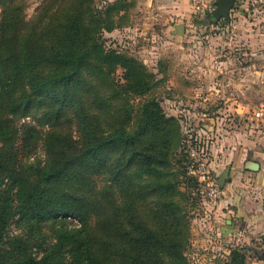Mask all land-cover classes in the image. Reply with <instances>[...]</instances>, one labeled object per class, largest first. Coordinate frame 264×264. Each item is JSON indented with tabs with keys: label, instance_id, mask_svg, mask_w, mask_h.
Here are the masks:
<instances>
[{
	"label": "trees",
	"instance_id": "obj_1",
	"mask_svg": "<svg viewBox=\"0 0 264 264\" xmlns=\"http://www.w3.org/2000/svg\"><path fill=\"white\" fill-rule=\"evenodd\" d=\"M27 6L0 0V264H191L202 186L181 121L151 96L167 64L102 40L133 4L43 0L29 21ZM250 258L264 254L235 248L227 264Z\"/></svg>",
	"mask_w": 264,
	"mask_h": 264
},
{
	"label": "rangeland",
	"instance_id": "obj_2",
	"mask_svg": "<svg viewBox=\"0 0 264 264\" xmlns=\"http://www.w3.org/2000/svg\"><path fill=\"white\" fill-rule=\"evenodd\" d=\"M114 1L116 0H95V7L101 10ZM127 1L133 6H130L128 18L123 21L126 26L113 32L103 33L102 40L106 48L129 53L141 60L154 73L159 72L161 62L167 64L166 74L158 75L159 79L165 77V81L161 82L151 96L161 102L168 116L176 117L181 121L184 140H186V153L190 155L192 150L199 151L204 148L209 160L217 169L218 163L224 157L222 151L228 149V142L214 135L210 120L217 117L224 119L219 121L217 128L221 135L225 134V136L226 132L231 134L232 129H241L246 125L257 131L260 126L256 124L252 115L256 108H262L264 89H258V84L252 82L256 88L250 89V93L243 94L238 100L239 105L240 101L249 104L246 110L241 107L246 114L235 113L237 116H233L232 113L227 112L225 105L229 94L225 92L224 96L217 97L206 88L201 92V86H209L210 77L204 79L199 76L202 68L210 69L212 55L213 61L216 56H221L233 62L231 67L235 69L233 78L236 81H241L246 73L244 70L253 73L264 67V47L259 44L264 35V0H240V7H234L232 10L230 23L225 22L224 19H221L217 25L201 23L202 26L197 31H192L187 26L184 35H178L176 32L166 33V27L160 16L163 11L156 8L157 1L160 0L153 2L155 11L151 1ZM42 2L43 0H28L25 10L27 21L33 18ZM243 5L245 8H242ZM135 26L143 30L137 33L128 31V28ZM216 40L221 44H216L218 43ZM122 76L123 72L120 69L115 74L116 81L121 82ZM146 98L148 97L144 99ZM140 102L141 99L135 100V106ZM202 114L206 116L202 117ZM200 118L205 121H200ZM229 119H231L230 123ZM23 124L35 126L30 118L18 122V127ZM45 157L43 146L39 144L32 161L37 158L44 160ZM226 163L227 159L220 163L218 169L221 171L224 166L226 168ZM100 182L102 183L101 180ZM199 195L200 199L189 210L191 239L187 255L191 264H227L231 251L235 248H259V252H264V239L260 240V237H245L243 231L225 237L220 230L219 211L213 214L205 210L203 190ZM229 214L237 216L236 212ZM15 229L13 226L12 230ZM252 260L249 259V264Z\"/></svg>",
	"mask_w": 264,
	"mask_h": 264
},
{
	"label": "crops",
	"instance_id": "obj_3",
	"mask_svg": "<svg viewBox=\"0 0 264 264\" xmlns=\"http://www.w3.org/2000/svg\"><path fill=\"white\" fill-rule=\"evenodd\" d=\"M150 1L152 2L153 7L154 0H148V2ZM239 4L240 0H237L235 7L239 8ZM157 5L156 8L163 11L160 16L162 17V22H164V27H166V33L176 32V29L180 24L186 25L185 28H187L188 24L193 20L190 0H160L157 1ZM156 8L153 7V10L155 11ZM242 8H245V5H243ZM206 17H201V21L205 20ZM205 24L206 22L204 25ZM210 24L217 25L216 23ZM128 29L125 30L136 33L143 30L141 27L139 28L136 26ZM217 41L218 40H216V42ZM216 44L221 43L218 41ZM259 44H262V47H264V35L262 36V39H260ZM211 57L212 61L210 69L204 70L202 68L199 76L204 79L210 77V83L209 86H201L200 91L204 92L206 88L212 95H216L217 97H222L224 96V93L227 92V94H229V96L226 97L225 102L227 112L232 113L233 116H237L235 113L242 114L243 109H241V107H244L246 110L249 107V104L240 101L242 105H239L238 100L243 94L250 93V89L256 88L252 82L258 84V89H264V67L257 69L253 73L252 71L244 70L246 73L241 81H236L235 78H233V76H235V69L231 67L233 66V62H231L230 59L227 58L226 60L221 56H216L215 61H213V55ZM251 77L252 79L250 81ZM261 106L262 108L264 107V101ZM258 110L259 108L254 110L253 117ZM201 116H206V114H202ZM201 120L205 121V119L203 120L200 118V121ZM220 120L224 121V119H220V117H217V119H211L210 122L213 124L211 128L214 135L216 134L217 137L224 138L228 142V149L222 151L224 152V157L222 158V161L220 160L218 163L217 169L213 164L212 167L215 170L218 179H220L221 175L228 167H231L228 181L223 188L224 197L218 208L220 230L225 237L229 236V234H237L238 232L243 231L245 237L255 236L256 238L260 237V240H263L264 124H261L260 129H257V131L252 130L249 125L243 126L241 129H232L233 133L230 134V132H226L227 135L225 136V134L221 135L220 130L217 128V124H219ZM228 122L230 123L231 119H229ZM225 159H227L226 168L224 166L220 171L218 167L221 166L220 163L225 161ZM228 210L231 211L228 212ZM232 212H236L237 216L229 214ZM241 219L243 220L240 221ZM223 221L225 224H223ZM239 221L241 223H239ZM261 254H264V252ZM250 264H264V261L253 258Z\"/></svg>",
	"mask_w": 264,
	"mask_h": 264
},
{
	"label": "built area",
	"instance_id": "obj_4",
	"mask_svg": "<svg viewBox=\"0 0 264 264\" xmlns=\"http://www.w3.org/2000/svg\"><path fill=\"white\" fill-rule=\"evenodd\" d=\"M217 0H190L193 12V20L188 24L192 31H197L201 25V17H206L214 11ZM255 121L258 126L264 124V107L256 111ZM190 174L195 176L202 186L205 210L215 214L224 197V190L219 185L218 176L212 167L208 154L204 148L190 153Z\"/></svg>",
	"mask_w": 264,
	"mask_h": 264
},
{
	"label": "water",
	"instance_id": "obj_5",
	"mask_svg": "<svg viewBox=\"0 0 264 264\" xmlns=\"http://www.w3.org/2000/svg\"><path fill=\"white\" fill-rule=\"evenodd\" d=\"M236 5V0H217L215 3V9L211 13L208 14V18L211 20V23H217L221 19L230 20L231 11L234 9ZM176 32L178 35L185 34V25L180 24ZM231 167H228L219 179V185L223 189L228 181Z\"/></svg>",
	"mask_w": 264,
	"mask_h": 264
}]
</instances>
